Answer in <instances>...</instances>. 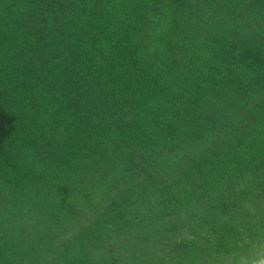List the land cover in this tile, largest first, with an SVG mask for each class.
I'll return each instance as SVG.
<instances>
[{"label": "trees", "instance_id": "16d2710c", "mask_svg": "<svg viewBox=\"0 0 264 264\" xmlns=\"http://www.w3.org/2000/svg\"><path fill=\"white\" fill-rule=\"evenodd\" d=\"M2 162L0 264L263 259L264 0H0Z\"/></svg>", "mask_w": 264, "mask_h": 264}, {"label": "rangeland", "instance_id": "374dc122", "mask_svg": "<svg viewBox=\"0 0 264 264\" xmlns=\"http://www.w3.org/2000/svg\"><path fill=\"white\" fill-rule=\"evenodd\" d=\"M40 174L15 176L10 165L0 166V233L13 237V233L25 236L27 226L38 217L39 207L44 205L36 182ZM251 264H264V258Z\"/></svg>", "mask_w": 264, "mask_h": 264}]
</instances>
